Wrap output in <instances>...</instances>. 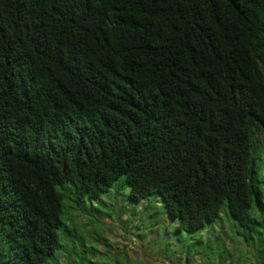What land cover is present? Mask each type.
Masks as SVG:
<instances>
[{
	"label": "trees",
	"instance_id": "trees-1",
	"mask_svg": "<svg viewBox=\"0 0 264 264\" xmlns=\"http://www.w3.org/2000/svg\"><path fill=\"white\" fill-rule=\"evenodd\" d=\"M122 176L262 237L264 0H0V264H85L65 209Z\"/></svg>",
	"mask_w": 264,
	"mask_h": 264
},
{
	"label": "rangeland",
	"instance_id": "rangeland-1",
	"mask_svg": "<svg viewBox=\"0 0 264 264\" xmlns=\"http://www.w3.org/2000/svg\"><path fill=\"white\" fill-rule=\"evenodd\" d=\"M257 138L263 141L259 133ZM123 178L100 198L85 199L81 210L68 203L63 220L72 232L71 240L63 233L60 240L78 253L75 260L84 258L85 264H258L264 228L261 238L248 239L247 247L238 233L240 225L223 209L214 222L178 232L177 222L164 213L160 195L132 202Z\"/></svg>",
	"mask_w": 264,
	"mask_h": 264
}]
</instances>
